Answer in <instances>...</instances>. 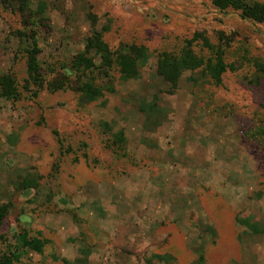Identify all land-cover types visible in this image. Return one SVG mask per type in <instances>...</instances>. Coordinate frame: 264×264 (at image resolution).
<instances>
[{"label": "rangeland", "instance_id": "374dc122", "mask_svg": "<svg viewBox=\"0 0 264 264\" xmlns=\"http://www.w3.org/2000/svg\"><path fill=\"white\" fill-rule=\"evenodd\" d=\"M212 2L0 0V78L18 90L0 95V254L26 230L49 244L20 264H264V25ZM96 32L150 60L127 82L112 69L114 92L81 106L47 86L73 78ZM31 36L40 91L26 89ZM203 39L223 50L221 86L206 68L158 74L189 45L211 61Z\"/></svg>", "mask_w": 264, "mask_h": 264}, {"label": "trees", "instance_id": "16d2710c", "mask_svg": "<svg viewBox=\"0 0 264 264\" xmlns=\"http://www.w3.org/2000/svg\"><path fill=\"white\" fill-rule=\"evenodd\" d=\"M213 6L220 11L233 9L238 12L241 19L264 25V3L257 0H213ZM31 46L27 51V69L29 79L26 81V89L33 85L37 91L45 86V77L40 68L39 56L42 51L36 38L30 37ZM198 41V40H197ZM206 49L212 50L211 61H205L192 49V45L186 47L180 54L175 55L163 52L158 56V74L167 82L176 85L185 72H195L206 68L208 76L215 85L221 86L222 76L226 72V64L222 49H217L203 39ZM94 53V58L87 55ZM96 57H99L97 63ZM150 60V52L144 46H124L113 52L109 45L103 41L102 33H94L86 44L84 54L76 56L71 62V74L73 78L61 76V86L57 82L48 84L51 91L68 89L79 95L81 106L93 103L105 95V92H114L110 71L116 69L120 79L124 82L135 80L140 75V70L146 67ZM99 81H102L99 83ZM112 85V86H111ZM38 93V92H36ZM0 95L7 99H16L18 90L12 77L0 78ZM62 145L61 142H59ZM6 208H0V227L6 218ZM0 241L6 243V238L0 235ZM17 247H13L6 253L0 254V264H20L24 252L43 254L49 241L38 235L31 237L28 231H22L16 236ZM82 255L85 253L81 251ZM200 264H204L205 257L200 255Z\"/></svg>", "mask_w": 264, "mask_h": 264}]
</instances>
